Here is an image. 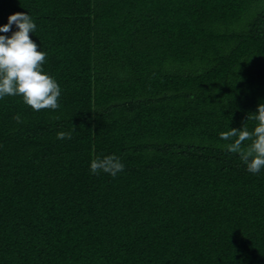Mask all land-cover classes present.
Listing matches in <instances>:
<instances>
[{
    "label": "trees",
    "instance_id": "1",
    "mask_svg": "<svg viewBox=\"0 0 264 264\" xmlns=\"http://www.w3.org/2000/svg\"><path fill=\"white\" fill-rule=\"evenodd\" d=\"M13 12L61 95L0 100V264H264V169L229 150L264 105V0H0ZM108 154L123 171L93 174Z\"/></svg>",
    "mask_w": 264,
    "mask_h": 264
},
{
    "label": "clouds",
    "instance_id": "2",
    "mask_svg": "<svg viewBox=\"0 0 264 264\" xmlns=\"http://www.w3.org/2000/svg\"><path fill=\"white\" fill-rule=\"evenodd\" d=\"M13 25L16 30L12 31ZM37 28L34 18L28 12H13L0 24V100L5 96H20L24 103L33 110L59 108L58 99L61 88L54 77L42 70L46 52L30 38ZM10 33V35H5ZM259 124L253 132L244 130L229 145V150L241 154L250 173L264 169V105H258ZM17 123L22 122L20 114H14ZM234 130L230 135H235ZM71 131H58V139L71 138ZM250 139L246 150L241 149V142ZM103 170L115 176L124 169L123 162L114 154L96 159L91 164V172Z\"/></svg>",
    "mask_w": 264,
    "mask_h": 264
}]
</instances>
